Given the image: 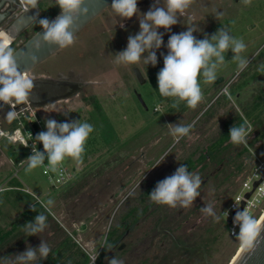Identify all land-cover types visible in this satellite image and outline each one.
Wrapping results in <instances>:
<instances>
[{
	"label": "rangeland",
	"instance_id": "obj_1",
	"mask_svg": "<svg viewBox=\"0 0 264 264\" xmlns=\"http://www.w3.org/2000/svg\"><path fill=\"white\" fill-rule=\"evenodd\" d=\"M154 2L155 0H138L139 12L146 13ZM160 2L163 6V0ZM40 4V15L47 9L60 11L56 0H42ZM110 5L111 3L74 36L72 45L61 47L30 72L35 77L46 68L49 76L56 78L58 74H63L72 82L82 83L75 95L53 100L42 111L44 123L46 119H55L60 123L80 120L91 124L94 129L85 144L81 160L65 158L62 162L74 178L75 175L80 177L73 184L70 197L61 202L62 208L76 210L71 225L63 226L56 213L49 210L57 202L54 195L60 186L50 185L42 174L41 167L26 171L28 151L0 138V187L27 188L44 204L49 199L54 202L46 209L51 217L50 220L47 219L48 226L45 230L38 235L27 236L22 227L33 221L30 219L22 222V212L32 200L31 197L17 190L5 194L0 191V226L6 230L11 223L12 226H18L21 222L18 229L14 230V234H17L0 249V264H17L16 255L28 247L38 248L41 240L49 245L51 252L47 259L34 264H81L85 256L91 264L96 256L95 264L99 259L101 264H106V253L102 254L101 251L104 237L108 239L109 233L119 226L121 214L132 207L147 203L144 199H136L139 193L144 189L151 193L159 181L174 174L180 166L177 157L184 150L181 147L199 143L196 145L199 148L196 150L198 154L201 147L211 142H214L215 151L219 145L223 147L220 155L215 158V171L209 174L205 168H199L198 162L195 171L202 178L209 177L208 182L199 189L201 194L193 205L187 208L177 206L176 209L182 208L186 212V209L191 208L189 220L187 223L182 222L183 225L186 223L187 230L192 228L189 234H192L193 243L199 238L208 239V244L203 243L207 261L202 255L197 256L196 250L189 249L195 244L182 240L175 245L166 244V241L163 245L160 241L155 245H133L117 259L123 261V264H135L136 258L148 253L155 259L151 258L150 264H228L240 248V243L236 236L233 237L228 232L224 212L235 195L241 192V181L253 165L254 157L248 148L257 150L264 143V139L259 140L249 134L246 144L234 145L230 142V128L245 123L241 116L244 106L239 108L234 104L236 101L227 96L212 101L215 91L210 90L211 83H205L202 75L199 77L201 89L203 91L208 87L209 93H205L210 96L194 109L177 112V106L183 105L184 108L187 106L186 102L161 96L157 74L164 67L163 57L168 53L167 42L171 34L186 31L185 25L195 23L202 31L194 32L193 35L197 39H203L205 34L210 37L223 27L229 30L231 36L243 39L246 49L239 55L248 58L250 62L243 72L237 74L238 61L233 59L234 53L228 50L225 53V62L217 67V77H224L225 84L230 82V93L236 92L238 85L245 81L253 66L262 64L260 57L256 55L264 46V0H250L249 3H245V0H194L186 15L179 18L181 22L172 26L170 32L163 28L158 29L163 34L164 43L156 50L155 66L145 65L142 61L138 65L127 66L116 63L114 55L126 49L129 35L139 32V18L133 16L123 20L113 12ZM189 16L193 17L192 21ZM121 23L123 27L120 26ZM38 27L39 23L35 20L14 38L12 47L19 46ZM134 67L145 78L143 84L136 80ZM221 86H217V89ZM133 88L142 95L146 107L138 101L132 92ZM154 107H157V111H154ZM246 119L252 120L248 117ZM193 122L194 127L190 133L180 140L181 143L176 142L168 124L188 125ZM202 137L203 142H199ZM156 140V144L152 146ZM133 144L138 145L133 154L122 156L124 159L99 173L101 166L113 163L115 150L131 147ZM169 146L172 148L167 152ZM152 147H156V150L153 151ZM141 148L152 152H146L142 163L137 162L128 169L127 164ZM165 151L167 153L164 155ZM261 151L260 155L264 154V148ZM133 170L137 173H132ZM96 173L98 176L94 175ZM74 178L71 180L74 181ZM80 200L81 205L77 207L76 203ZM209 203L214 206V211L219 216L218 221L201 211ZM151 205L149 203L147 206ZM254 210L256 209L252 212ZM104 211L103 215L106 212L107 214L101 219ZM129 222L135 226V234L141 233L145 223L141 221L136 225L133 219H129ZM178 231L174 229L175 234ZM100 251L103 255L101 257Z\"/></svg>",
	"mask_w": 264,
	"mask_h": 264
},
{
	"label": "clouds",
	"instance_id": "obj_2",
	"mask_svg": "<svg viewBox=\"0 0 264 264\" xmlns=\"http://www.w3.org/2000/svg\"><path fill=\"white\" fill-rule=\"evenodd\" d=\"M193 2L194 0H163L162 6L160 0H155L153 6L141 14L137 6L138 0H112L110 6L113 12L123 20L138 16L140 29L137 34L129 35L126 49L114 55L116 63L127 66L138 65L142 61L145 65L155 66L156 50L164 43L163 34L159 33L158 29L163 28L170 32L172 26L181 22L179 18L186 15ZM249 2L250 0H245V3ZM20 3L25 11H29L30 8L38 7L39 0H20ZM85 3L86 0H56V6L61 11L55 20L35 17L34 19L44 29L43 42L58 45L59 48L72 45L75 36L72 29L79 17L87 16L89 11L87 7H83ZM188 18L190 21L193 20L191 16ZM120 26L123 27V24ZM185 26L186 31L171 34L168 39V53L163 57L164 67L157 74V83L161 96L184 101L188 107L194 109L204 98L199 77L202 75L205 83H214L218 78L217 67L225 62V53L228 50L234 53L233 59L238 61L237 74L243 72L250 62L248 58L239 55L246 49L243 39L231 36L229 30L221 27L210 37L205 34L203 39H197L193 33L202 31L198 25L190 23ZM13 41L12 33L0 29V102L12 109L6 113L8 120L18 115L15 111L17 105L30 104V94L35 87L34 79L25 71L18 69L15 49L12 47ZM194 123L168 124L176 142L190 133ZM45 126L47 131L39 132L34 139L42 143L43 152L37 149V144H32V154L26 159L28 161L26 171L45 165L46 159L53 172L65 158L81 160L88 137L94 130L91 124L80 120L60 123L55 119H46ZM250 131L244 124L233 125L229 130L230 142L234 145L246 144ZM29 134L31 136V133ZM23 146L27 147L28 144ZM202 184L203 179L198 172H190L185 164H180L174 174L159 181L148 196L156 204L187 208L200 196L199 189ZM53 203V200L49 199L43 206L47 209ZM32 210L35 211L34 206ZM201 211L214 220H219L211 203L205 204ZM225 215L228 216V213L225 212ZM234 224L239 226V232L234 235L240 243L241 250L246 252L254 250L264 225L245 208L243 211L237 210ZM47 226V216L39 213L34 222H28L22 228L27 236H33L43 232ZM104 239L106 249L111 251L114 245L107 243L106 236ZM50 252L49 245L41 240L38 248L28 247L24 252L17 254L16 262L34 264L47 259ZM96 258L97 256L94 257L93 264ZM108 264H123V261L115 257L109 260Z\"/></svg>",
	"mask_w": 264,
	"mask_h": 264
},
{
	"label": "flooded vegetation",
	"instance_id": "obj_3",
	"mask_svg": "<svg viewBox=\"0 0 264 264\" xmlns=\"http://www.w3.org/2000/svg\"><path fill=\"white\" fill-rule=\"evenodd\" d=\"M41 1L39 2V9H40ZM21 10H22V6L18 0H0V29L6 30V31L12 33V29H11L10 25L13 22L14 18L21 12ZM24 30H22V31H24ZM21 32H19L17 35H19ZM17 35H13L14 38ZM47 73H48L47 69L43 68L41 70L40 74H37L35 77H33L34 84H35L34 89H39L40 85H46V84L47 85L48 84H51V85L72 84L78 88L80 87V84H82L79 81H75V82L70 81V79H67L63 74H58L57 77L55 78L53 76H49ZM219 77H222V76H218V78ZM224 80H225L224 77H222L219 82H214V83H211L209 85L210 90L215 91L212 94L211 100L215 101L219 97L227 96L230 99H232L233 101L235 100L236 102H234V104L237 105L239 108L240 107L242 108L244 106V108H242L243 113H241L239 110L242 118H244V120H245L244 125H246L250 128V130H251L250 134H253V138L257 137V139H259V140L264 139V134H262L260 131V125L258 124V120L256 119L254 121V119H253L254 114H252L253 111L251 108L256 107L255 103L257 101H255L251 95V88L246 87V85H244V87H246V88L244 89V91H241V92H243V94L240 95V90L238 88H239V86H241L245 82L241 83L240 85H238L235 94L232 95L229 91L230 90V87H229L230 82H227L225 84ZM217 86H221V87H219L217 89ZM207 88L208 87H205L202 91L204 100L207 99L208 96H210V95H208L209 92H208ZM213 88H215V89L213 90ZM132 90H133L132 92H134L135 95H136V93H139L134 88ZM225 90H226L227 95H225ZM205 92H208V93H205ZM141 97H142V95H141ZM247 102H250V103H247ZM187 107L188 106L183 108V105H180V106L178 105L177 106V108H178L177 112H186L187 110L191 109L190 107L189 108H187ZM248 108L251 110H248ZM154 111H157V107H154ZM167 112H169V109L167 110ZM245 116L248 118H252V120L246 119ZM261 117H262V115L260 116V119H261ZM158 139H159V136L157 137V140ZM181 139L182 138H180L178 142L181 143V141H180ZM203 139L204 138L202 137L199 140V142H203ZM157 140L152 143V146L156 144ZM250 140L251 139H248V141H250ZM198 144L197 143L195 145L189 144L188 147H181L184 150L180 151L181 153H180L179 157H177V158L179 159L180 164H185L187 167L191 166L188 169L190 172H197V171H195L198 167L196 165L198 162H200L199 168H205L209 174H212V172L215 171V168H214L215 158L220 155V151L223 150V147H222V145H219L215 151L214 146H213L214 142L206 143L203 147L200 148V152H198V154H197L196 150L198 148L197 147ZM125 147H122L124 149H117L114 151L115 155H114L113 159L114 158L115 159H114L113 163L108 164V166L107 165L101 166L102 167L100 169L101 173H102L103 169L114 166L115 163H117V161L124 159V157H122V156H125V155L129 156L130 154H133V151L136 149V147H138V145L133 144L131 147H127V148H125ZM155 148L152 147V150L153 151L156 150ZM171 148H172V146H169V148L166 151L168 152ZM259 148L257 150L252 149V148H248V150H249L250 154L254 157L255 155H259L262 153L261 149L264 148V143H262V146ZM152 150L149 152L147 149L141 148V150L136 155H134L132 157V159L130 160V162L127 164L128 169L130 167H132V165L136 164L137 162L142 163L144 161V158H145V153L146 152L151 153ZM254 150H256V152ZM166 151H165V153H163L164 155L167 153ZM119 157H122V158H119ZM217 160L218 159H216V161ZM219 164L221 165L222 163L220 162ZM132 173L136 174L137 171L133 170ZM208 178L209 177H207V176L202 178L203 184L201 185V187L208 182ZM149 194H150V192L146 189L141 191L139 193V195L136 197V199L138 201H143V199H144V200H146L147 203L145 205H139V206L137 205L135 207H132L129 211L121 214L119 226L116 229L112 230L111 233H109L107 243L113 244L114 248L111 251L107 250L106 249L107 244L105 245V242H104V244H103L104 247L102 246L101 251H102V254L106 253V256H107L106 264H108L109 260H111L115 257L116 258L120 257L122 255V253H124L130 246H133V245L145 246L146 243H149L151 245H155L156 242H158V241L161 242V245L165 244V241H166V244H174L175 245V244H178V241H180V240H182L188 244L193 241L192 234H189V230H191L192 228H189L188 230L185 228V225H186L187 221L189 220L188 218L190 217V214L192 213V212H190L191 208L186 209V212H184L185 210L183 211L182 208H178V210H176L177 207L172 208V207H169L167 205L156 204L155 202L150 200V198L148 196ZM149 203H152V205L147 206V205H149ZM119 206L115 209V212L119 208ZM104 213H105V211L102 212V215ZM188 213H189V215H188ZM106 214H107V212H106ZM106 214L101 216V219L103 217H105ZM129 219L131 221H132V219L135 220L134 224H136V225H139L141 221L143 223H145L144 227H142L141 233L139 232V233L135 234L133 232L135 229V226H133L131 224L132 222L131 223L129 222ZM182 221H185L186 223L184 222V225H183ZM182 225H183V228L181 229ZM190 227H192V226H190ZM174 229L179 230L177 233L178 235L174 233ZM208 242H209L208 239L199 238L197 242H194V243L192 242L195 245H191L189 247V249L190 250H196V255L197 256L202 255L203 259L205 261H207L206 249H205L203 243L208 244ZM101 251L99 254H101ZM102 254L99 257L103 256ZM151 258L152 257L149 256L148 253H144L141 255V257L136 258L137 260H136L135 264H150ZM152 260H155V259L152 258ZM81 264H91V263H90V260H86V256H85V258L83 259V262ZM97 264H101V259L98 260Z\"/></svg>",
	"mask_w": 264,
	"mask_h": 264
},
{
	"label": "water",
	"instance_id": "obj_4",
	"mask_svg": "<svg viewBox=\"0 0 264 264\" xmlns=\"http://www.w3.org/2000/svg\"><path fill=\"white\" fill-rule=\"evenodd\" d=\"M18 1L20 2V0ZM40 1L41 0H39V2ZM111 2L112 0H86V3L83 5V7H87L89 9L88 14L87 16L79 17L74 28L72 29L73 34L76 35L86 24H88L94 17L100 14ZM21 6V12L14 18L10 25L12 29V35H17L19 32L28 27L36 20L34 18H38L40 14L39 4L36 8H30L29 11H25L24 6ZM60 11L53 15L49 20H55L60 14ZM43 32L44 29L40 26L30 37H28L24 42L16 47L15 58L20 71L30 73L34 67L46 60L61 48H59L58 45H50L43 42ZM133 74L140 84L145 82V78L142 76L137 67L133 68ZM221 78L222 77L217 78L215 82H219ZM77 89L78 87H75L72 84L40 85L39 89H34L30 94V101L38 105L48 104L53 100L75 95ZM136 96L139 102L144 107H146L141 94L136 93ZM3 108H6V104H2L0 106V109ZM262 179H264V171L261 172V177L253 182L252 188L256 187V185ZM250 192L251 190L247 191L244 196L248 197ZM243 206L244 201L242 200L240 202V207L233 212L232 219L227 220V224L234 219L237 210L241 211ZM260 223L264 225V219H262ZM231 264H264V230L261 231V234L256 241L254 250L247 252L240 250Z\"/></svg>",
	"mask_w": 264,
	"mask_h": 264
},
{
	"label": "built area",
	"instance_id": "obj_5",
	"mask_svg": "<svg viewBox=\"0 0 264 264\" xmlns=\"http://www.w3.org/2000/svg\"><path fill=\"white\" fill-rule=\"evenodd\" d=\"M31 76L30 73H27ZM32 77V76H31ZM33 78V77H32ZM226 93V90H225ZM4 104L0 102V106ZM44 105L34 104L30 101L29 105H17L15 111L18 112L16 118L12 120L6 119V113L11 109L9 105H6V108L0 109V138L10 141L13 145H20L28 151L29 156L32 154V144L36 145L37 149L43 152L42 143L35 141V136L41 131H47L44 119L42 116V111ZM31 133V136L30 134ZM28 144L27 147L23 146ZM45 165L41 166L42 174L47 178L48 182L52 186H62L67 184L72 176L71 171H69L63 163H61L55 172H53L50 167L47 165L48 161L45 160ZM264 171V154L255 155L254 162L250 170L244 176L241 181V192H238L231 203L225 209V212L228 213L226 218V228L231 236L235 237L234 233L239 232V226L234 224V219L227 224V220L232 219L233 212L240 207V202L244 201V208L256 219L261 215V212L264 211V179H262L256 187L252 188L253 182L261 177V172ZM27 194H29L33 202L30 203L29 207H32L36 204L43 206V202L38 196L30 192L27 188H17ZM250 195L245 197V193L250 191ZM253 209H256L252 212Z\"/></svg>",
	"mask_w": 264,
	"mask_h": 264
},
{
	"label": "trees",
	"instance_id": "obj_6",
	"mask_svg": "<svg viewBox=\"0 0 264 264\" xmlns=\"http://www.w3.org/2000/svg\"><path fill=\"white\" fill-rule=\"evenodd\" d=\"M41 7V4H40ZM57 12L56 11H49L48 9L45 10L38 18H47L50 19L53 15H55ZM37 22V20H36ZM40 27V25H39ZM38 27V28H39ZM36 28V30L38 29ZM35 30V31H36ZM16 49V48H14ZM260 57L262 64H260L259 66L255 67L253 66L252 71L249 73V75L247 76V78H245V83L242 84L241 86H239V90H240V95L243 94L244 89L246 87H250L251 88V95L254 98L255 101H257L256 107L252 108V111L254 114L253 119L254 121L257 119L258 120V124L260 125V131L262 134H264V46H262V48L258 51L256 57ZM244 85H246V87H244ZM232 95L235 94V92H231ZM262 115L261 119L260 116ZM250 116V115H249ZM101 174V172H99ZM96 176H98V173L94 174ZM78 176V175H77ZM74 177H72L73 180ZM80 177H76L74 178V181L71 180V182L69 181L67 184H65L64 186H60L58 189H56L55 195L54 197L57 198V202L53 204V206H51L49 208V210L51 212H55L57 215V218L59 220V222L61 224H63V226L67 227L71 224L72 222V216L75 214L76 210L75 208L72 209H66V208H62L61 207V202L63 199H68L70 197V195L73 193L72 189H73V184L76 183L79 180ZM15 188H22V187H17L15 186ZM19 190V189H17ZM21 191V190H20ZM23 192V191H21ZM25 193V192H23ZM27 194V193H25ZM29 197H31L29 194H27ZM32 199V197H31ZM33 202V199L27 203L26 209L23 210V219L22 222L30 220L34 222L35 217L39 214V213H43L44 215L47 216V219L50 220L51 214L49 211H47L46 209H44L42 206L36 204L34 205V209L35 211L32 210V207H29L30 203ZM81 200L77 201V207H79L81 205ZM82 207V206H81ZM87 208L84 207L83 209ZM21 224V222H19V225ZM18 225V226H19ZM17 224H14L11 226L9 229L3 230V228L0 226V249L2 248V246H4L9 239L11 240L15 234H14V230L18 229ZM86 260H88V257L86 256Z\"/></svg>",
	"mask_w": 264,
	"mask_h": 264
},
{
	"label": "crops",
	"instance_id": "obj_7",
	"mask_svg": "<svg viewBox=\"0 0 264 264\" xmlns=\"http://www.w3.org/2000/svg\"><path fill=\"white\" fill-rule=\"evenodd\" d=\"M14 190H17L16 188H15V186H7V187H3V186H1L0 187V191L2 192V194H5V193H10L11 191H14ZM17 191H20V190H17Z\"/></svg>",
	"mask_w": 264,
	"mask_h": 264
},
{
	"label": "bare ground",
	"instance_id": "obj_8",
	"mask_svg": "<svg viewBox=\"0 0 264 264\" xmlns=\"http://www.w3.org/2000/svg\"><path fill=\"white\" fill-rule=\"evenodd\" d=\"M264 219V211L261 212L260 217L257 219L259 222H261V220ZM241 250V248L238 249V251L236 252V254L232 257V259H230L228 264H231L233 259L235 258V256L238 254V252Z\"/></svg>",
	"mask_w": 264,
	"mask_h": 264
}]
</instances>
